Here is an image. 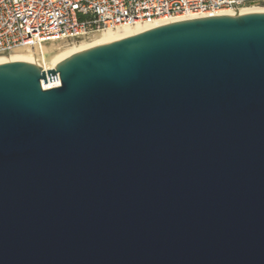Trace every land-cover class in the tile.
Returning a JSON list of instances; mask_svg holds the SVG:
<instances>
[{
	"label": "water",
	"instance_id": "obj_1",
	"mask_svg": "<svg viewBox=\"0 0 264 264\" xmlns=\"http://www.w3.org/2000/svg\"><path fill=\"white\" fill-rule=\"evenodd\" d=\"M50 68L0 64V264H264V12Z\"/></svg>",
	"mask_w": 264,
	"mask_h": 264
},
{
	"label": "built area",
	"instance_id": "obj_2",
	"mask_svg": "<svg viewBox=\"0 0 264 264\" xmlns=\"http://www.w3.org/2000/svg\"><path fill=\"white\" fill-rule=\"evenodd\" d=\"M261 0H0V57L102 31L147 23L236 15ZM57 78V77H56ZM42 90H50L59 87Z\"/></svg>",
	"mask_w": 264,
	"mask_h": 264
},
{
	"label": "bare ground",
	"instance_id": "obj_3",
	"mask_svg": "<svg viewBox=\"0 0 264 264\" xmlns=\"http://www.w3.org/2000/svg\"><path fill=\"white\" fill-rule=\"evenodd\" d=\"M259 12H264V9L250 8L245 11H242L240 14L259 13ZM179 21H182V19ZM161 24L163 23H147L132 27H122L116 30L102 31L92 36L91 43L82 44L80 46H74L73 48L65 50L64 52H60L59 50L57 51L56 47H54L53 45L50 47L47 46H41L40 48L36 47L34 52H28L23 49H20L15 51L13 55L9 57H0V64L27 63L32 65H37L42 69H44L45 71H47L54 69V68H50L51 65L66 58L67 56L85 51L87 49H90L98 45L108 43L115 39L146 32L150 29L160 26ZM56 79L57 81L51 83H49V80L45 84H43L42 82L43 89H49L58 86L60 84V81L58 78Z\"/></svg>",
	"mask_w": 264,
	"mask_h": 264
},
{
	"label": "rangeland",
	"instance_id": "obj_4",
	"mask_svg": "<svg viewBox=\"0 0 264 264\" xmlns=\"http://www.w3.org/2000/svg\"><path fill=\"white\" fill-rule=\"evenodd\" d=\"M259 9H264V0H261V4L259 7H257ZM91 39V40H90ZM92 42V37H90L89 39H83V40H80V41H77L75 43H67V44H61V43H56V44H48L46 45L47 47H50V46H54L56 47L57 51L59 50L60 52H64L65 50H68V49H71L73 48L74 46H80L82 44H88V43H91ZM34 52V51H33ZM13 55L10 54V55H7V56H1V57H9Z\"/></svg>",
	"mask_w": 264,
	"mask_h": 264
}]
</instances>
